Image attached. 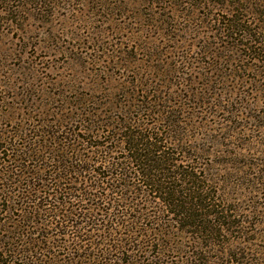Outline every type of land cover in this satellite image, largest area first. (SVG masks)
I'll return each mask as SVG.
<instances>
[{"label": "trees", "instance_id": "trees-1", "mask_svg": "<svg viewBox=\"0 0 264 264\" xmlns=\"http://www.w3.org/2000/svg\"><path fill=\"white\" fill-rule=\"evenodd\" d=\"M251 1L254 7L229 5L226 15L203 22L230 54L212 65L224 66L218 84H254L264 107V5ZM161 82L132 83L99 100L65 96L54 114L16 117L19 123L0 128V264H165V253L181 249L202 264L219 256L226 264L233 257L264 264V249L217 251L220 238L251 226L249 219L234 221L239 208L228 205L230 192L218 188L224 183L201 166L206 151L186 135L201 107L222 109L210 94L211 78L202 92L191 89V111L173 91L177 83ZM247 95L234 111L251 108L243 106ZM258 114L247 118H264Z\"/></svg>", "mask_w": 264, "mask_h": 264}, {"label": "rangeland", "instance_id": "rangeland-1", "mask_svg": "<svg viewBox=\"0 0 264 264\" xmlns=\"http://www.w3.org/2000/svg\"><path fill=\"white\" fill-rule=\"evenodd\" d=\"M258 1L261 0L255 3ZM251 3V0H0V128L19 123L16 117L54 114L57 107H62L60 100L65 96L105 99L106 94L120 95L129 85L140 81L156 85L166 79L177 83L172 89L182 96V102L190 110L192 105L185 99L191 89L193 94L202 92L206 78L210 77L214 85L210 94L220 99L222 109L201 107V114L191 122V128L187 127L186 135L206 151L201 153V166L212 169L215 177L225 184L218 188L226 186L225 191L230 192L228 205L231 209L239 208L240 214L234 221L249 219L251 226L246 229L242 223L239 232L235 228L231 235L220 238L219 244L221 240L225 245H219L217 251L225 252L227 248L231 254L238 250L260 253L264 249V127L258 125L264 123V118L258 117L253 122L247 113L259 115L264 107L257 101L254 84L239 89L232 79L224 87L218 84L217 76L222 73L217 69L224 68L220 58L226 60L230 54L223 52L224 42L212 38L210 28L203 22L205 17L212 23L214 20L210 18L226 15L229 5L235 9L254 7ZM259 4L264 5V0ZM208 49L210 53L204 54ZM219 61L222 67L216 64L215 69L213 64ZM244 73L249 78L256 77L253 72ZM233 86L234 92L230 89ZM243 92H248L243 106L251 108L234 111L240 106L235 103ZM254 205L261 206L253 208ZM184 238L178 243L185 245ZM213 253L218 255L216 251ZM215 255L211 254L209 259H215L212 258ZM165 256L168 261L165 264L204 263L202 257L195 258L186 249ZM217 261L215 264H226L223 256ZM234 261L245 263L233 257L228 264Z\"/></svg>", "mask_w": 264, "mask_h": 264}]
</instances>
